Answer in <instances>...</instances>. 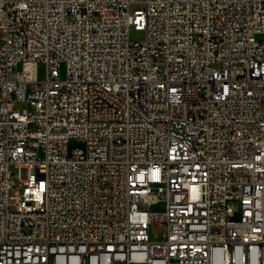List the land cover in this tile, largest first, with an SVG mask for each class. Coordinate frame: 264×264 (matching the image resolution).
Here are the masks:
<instances>
[{"label":"built area","instance_id":"2783aa9c","mask_svg":"<svg viewBox=\"0 0 264 264\" xmlns=\"http://www.w3.org/2000/svg\"><path fill=\"white\" fill-rule=\"evenodd\" d=\"M0 264H264V0H0Z\"/></svg>","mask_w":264,"mask_h":264},{"label":"rangeland","instance_id":"374dc122","mask_svg":"<svg viewBox=\"0 0 264 264\" xmlns=\"http://www.w3.org/2000/svg\"><path fill=\"white\" fill-rule=\"evenodd\" d=\"M136 10H142V5L141 4H133L131 6V12L133 13ZM146 36V32L144 30H139L136 29L134 27L131 28L130 31V38L132 41H143L145 39ZM27 108V105L25 103H17L16 105V110L19 111H23ZM84 145L80 142H76L73 141L69 144L68 149H69V153H72L74 150H78V149H83ZM11 171L14 175L11 176V181L12 183L15 185L14 188H12L11 193L13 194L15 191L20 189V181L18 178V170L15 167H11ZM143 208L145 210H151V211H162L164 210V204H154V205H150V204H144ZM165 233V229L164 228H159L157 226H151V230H150V236L153 240L155 239H161V237L164 235Z\"/></svg>","mask_w":264,"mask_h":264}]
</instances>
